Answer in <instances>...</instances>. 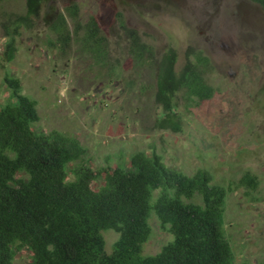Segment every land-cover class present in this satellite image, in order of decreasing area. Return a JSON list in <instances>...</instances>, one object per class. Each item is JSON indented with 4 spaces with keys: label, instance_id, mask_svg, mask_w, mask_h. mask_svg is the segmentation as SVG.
<instances>
[{
    "label": "rangeland",
    "instance_id": "374dc122",
    "mask_svg": "<svg viewBox=\"0 0 264 264\" xmlns=\"http://www.w3.org/2000/svg\"><path fill=\"white\" fill-rule=\"evenodd\" d=\"M71 4H77L82 24L98 20L110 61L119 59L122 76L97 67L75 42L62 53L50 44L55 37L49 26ZM25 11V0L0 4V106L11 100L4 84L9 74L20 81L22 95L37 103L34 129L75 137L93 169L107 163L115 168L133 153L154 151L167 167L186 175L209 171L213 183L227 189L224 232L235 264H264V12L249 0H43L39 17L14 36V58L8 62V17ZM121 20L158 55L173 48L178 68L188 48L210 59L207 81L215 94L198 106L178 97L180 131L158 127L163 111L155 102V73L133 65ZM245 172L257 177L256 191L238 187ZM149 224L144 255L172 241L154 214ZM103 237L111 253L118 235L109 231ZM30 262L21 249L13 264Z\"/></svg>",
    "mask_w": 264,
    "mask_h": 264
},
{
    "label": "trees",
    "instance_id": "16d2710c",
    "mask_svg": "<svg viewBox=\"0 0 264 264\" xmlns=\"http://www.w3.org/2000/svg\"><path fill=\"white\" fill-rule=\"evenodd\" d=\"M249 1L264 12V0ZM42 3L25 0V13L8 17L6 61L14 58V36L39 17ZM78 10L71 4L66 15L55 16L49 26L55 42L50 44L62 53L75 42L97 67L122 76L119 59L110 61V45L98 20L90 17L82 24ZM119 26L133 65L155 73V102L163 111L158 127L180 131L178 97L187 106H198L215 94L207 81L210 59L188 48L178 68L173 48L158 55L123 20ZM4 84L11 100L0 106V264H13L21 249L28 251L30 264H235L224 232L227 189L214 184L209 171L186 175L167 167L154 151L133 153L115 168L107 163L93 169L75 137L34 129L37 103L22 95L17 78L6 74ZM237 185L253 192L259 182L245 172ZM151 214L172 241L158 253L144 255ZM109 231L118 239L106 253L103 233Z\"/></svg>",
    "mask_w": 264,
    "mask_h": 264
}]
</instances>
